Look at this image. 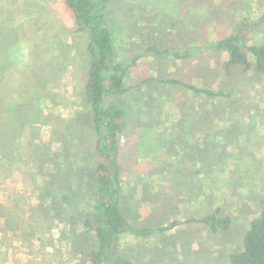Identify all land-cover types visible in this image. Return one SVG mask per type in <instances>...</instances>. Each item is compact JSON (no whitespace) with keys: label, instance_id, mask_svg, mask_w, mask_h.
Segmentation results:
<instances>
[{"label":"rangeland","instance_id":"obj_1","mask_svg":"<svg viewBox=\"0 0 264 264\" xmlns=\"http://www.w3.org/2000/svg\"><path fill=\"white\" fill-rule=\"evenodd\" d=\"M262 9L264 0H115L109 7V25L116 36L117 54L128 61L147 39L175 50L204 45L229 35L236 24L234 20L241 15L254 17ZM8 31L12 46L1 66L2 74L16 81L21 65L12 58L20 61L19 64L25 62L22 68L28 69L30 78L27 80L24 74L23 80L45 86L48 97L54 98L57 106L45 108L29 133L17 122L9 130V138H14L11 142L19 143L17 148L11 145L9 149L16 155L12 165L0 167V204L24 216L18 223H6L0 216V264H90L81 251L91 247L95 238L83 227V211L73 209L67 214L61 203L58 208L47 203L42 210L37 204L39 198H29L32 188L42 182L43 176H50L57 183L65 181L62 175H57V170L44 168L41 160L46 149L41 145L49 143L57 151L60 145L53 131L63 119L84 116L79 97L86 74L82 53L85 37L76 31L61 0H0V32L6 35ZM256 38L264 42V25ZM149 77L176 79L214 92L222 89L230 93V98L221 104L213 102L216 100H206L204 104L192 100L191 93L177 87L151 82L141 89L133 88L121 99L126 111L124 147L129 145L136 150L141 139L138 153L128 157V147V150L123 148L121 156L132 162L129 176L123 179L125 213L137 226L145 222L155 226L158 221H164L165 225L175 219L184 221L203 215L206 206L180 197L174 201L172 189L184 197L176 189L180 186L176 174L181 172L189 183L185 184L187 190L200 186L197 191L206 195L209 204L220 206L223 215L230 216L233 223L228 232L217 235H211L200 225L183 224L147 239L125 236L121 252L133 264H228L229 254L241 245L246 222L263 210L264 76L240 68L226 76L219 55L202 48L194 60L184 64L166 56L154 60L141 58L130 70L127 84L135 87ZM196 103L213 115L200 119ZM186 107L189 112L185 117ZM213 118L218 121L214 122L218 130L208 128ZM41 119L43 123L38 122ZM8 122L10 119L6 116L0 118V125ZM197 126H202L200 131H208L196 133ZM184 127L194 134L189 142L181 145L189 153L193 149L192 156H202L203 164V152L209 156L206 169L210 176L205 184H200L201 179L197 184L194 175L178 167L179 159L188 157L177 141ZM16 132L20 133L19 138ZM199 140L207 141L204 144L207 146ZM38 147L42 151H32L33 157L28 159L29 151ZM159 147L165 153L174 148V153L166 156L165 161V157L152 159L155 153H160ZM34 158L38 159V168L29 162ZM60 164L65 170L71 169L69 160H61ZM245 168L250 169V174ZM77 172L69 178L76 176L82 180L83 173Z\"/></svg>","mask_w":264,"mask_h":264},{"label":"trees","instance_id":"obj_2","mask_svg":"<svg viewBox=\"0 0 264 264\" xmlns=\"http://www.w3.org/2000/svg\"><path fill=\"white\" fill-rule=\"evenodd\" d=\"M114 1L61 0L63 7L72 17L76 31L85 37L82 53L85 58L86 74L82 93L79 97L81 113L84 116L80 118L73 115L71 119H63L60 126L53 131L54 137L60 145L57 151L49 143L44 142L41 145L46 149L45 161L44 159L41 160L44 163V168L47 171L49 169L57 170V175H62L65 181L57 183L50 176H43L42 182L35 189L31 187L32 193L29 194V198L34 196V198L40 199L37 204L42 210H45L47 203L54 205L55 208H58V203H61L62 210H65L67 214H71L73 209L83 211L85 214L83 227L87 233H92L95 238L91 247L86 251H81L90 264H133L122 254L120 249L122 239L125 236L147 239L169 232L183 224L200 225L207 229L211 235H217L228 232L233 223L230 216L223 215L220 206L209 204L206 195L202 194L200 190L197 191L200 186L193 191H190L189 188L187 190L185 184L188 182L184 178L185 174L181 172L176 174L180 182V186L178 185L176 189L183 192L184 197L172 189L171 195L174 201L180 197L184 200L195 201L199 206H206L203 215L199 214V217H190L184 221L175 219L165 225L162 224L164 221H158L155 226H150L147 222L142 226H137L130 221L125 213L123 209L125 191L123 179L129 176V172L132 170V162L123 160L121 156L124 155L123 148L128 150V147L130 148L129 154H126L128 157L135 154L136 151L138 153L141 139L139 146L135 147L136 150H133L129 145L124 147L126 139L123 138V127L126 111L121 106V99L133 88L141 89L151 82L177 87L185 93H191L192 100L204 104L206 100H216L213 102L221 104L223 100L230 98V93L224 92L222 89L214 92L211 89L176 79L156 80L149 77L138 82L135 87H130L127 84L128 75L139 59L154 60L166 56L184 64L194 60L201 49L206 48L213 54L219 55L226 76L231 75L237 68L254 75L264 76V42H258L256 38L258 30L264 25V9L256 12L254 17L246 14L241 15L239 19L234 20L236 24L229 35L216 38L204 45L175 50L172 49L174 47L161 46L156 41L147 39L144 43H140L142 46L139 51L126 61L117 54L116 36L109 25V7ZM5 34L0 32V118L6 116L10 122L6 125L3 124V126L0 125V167L7 164L12 165L10 163L16 159L15 152L9 151L11 145L15 149L19 143L11 142L14 138H9L11 137L9 130L13 122H17L29 133L33 128L32 126L35 125L34 121L42 116L41 113L45 108H49L51 105L57 106L54 103L55 99L48 97L45 86L40 87V83L34 84L32 83L34 81L27 84L26 80H23L21 76L24 74L27 80L30 78L28 69L22 68L25 62L19 64L20 61L16 62V59L12 58L13 62L21 65V72L16 81H12L5 74H2L1 66L12 46H10L11 41L8 38L10 32ZM5 36L7 39H4ZM36 62L39 64L38 61ZM195 106L200 113V119H208L210 115H213L211 111L209 114L203 105L198 107L196 103ZM208 108L210 109V107ZM188 112L189 108H184L185 117L188 116ZM220 115L223 114L220 113ZM42 120L38 122L43 123ZM214 122L218 121L213 118L208 128L218 130ZM197 127L199 129L196 133L208 131V129L200 131L202 126ZM184 132H182L184 136L181 135L177 141L182 153L188 154V157H186L187 155L182 156L178 161V167H182L184 171H189L186 174L194 175L198 179L197 184H199L200 179V184H205L210 176L206 169L208 166L206 160L209 156L203 152L204 164L201 162L202 156L198 154L192 156L190 153L193 149L189 153V149L181 145V142H189L194 131L186 130L184 127ZM16 134V138H19L20 133L16 132ZM123 139L125 140L123 141ZM199 142H202V145L208 144L207 141L203 140H199ZM206 146L204 145V147ZM38 149L42 151V148L39 147L30 150L28 159L33 157L32 151L36 152ZM184 149L186 150L184 151ZM199 149L196 151L194 149V151L197 152ZM173 150L174 148L167 149L169 152L165 153V150L159 147L158 152L160 151V153H155L153 158L150 153L148 156L150 155L152 159L165 157L163 159L165 161L166 156L174 153ZM202 150L206 151L207 149L202 148ZM65 159L69 160L71 169L65 170L61 167L60 162ZM163 160L162 164L164 165ZM29 162L33 168H38V159L36 161L34 158ZM25 163L27 164L26 156ZM73 167H75L74 170ZM248 169L245 168L246 173L249 172L250 169ZM77 171L83 173L84 178L82 180L75 178L76 176L74 179L69 178L71 173L74 174L73 172ZM180 176H182L181 180ZM262 205L263 210L260 215L246 222L241 245L237 251L229 254L228 264H264V202ZM0 216L5 218L6 223L8 221L18 223L24 215L22 212L5 208L4 204L1 203Z\"/></svg>","mask_w":264,"mask_h":264}]
</instances>
